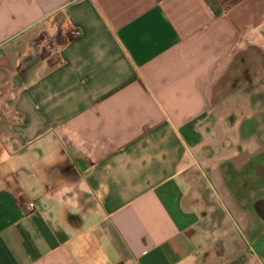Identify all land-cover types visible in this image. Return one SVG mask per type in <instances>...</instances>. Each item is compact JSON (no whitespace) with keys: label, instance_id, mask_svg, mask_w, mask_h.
<instances>
[{"label":"crops","instance_id":"obj_1","mask_svg":"<svg viewBox=\"0 0 264 264\" xmlns=\"http://www.w3.org/2000/svg\"><path fill=\"white\" fill-rule=\"evenodd\" d=\"M257 48L264 0H0V264L242 254L189 158L217 73Z\"/></svg>","mask_w":264,"mask_h":264},{"label":"rangeland","instance_id":"obj_2","mask_svg":"<svg viewBox=\"0 0 264 264\" xmlns=\"http://www.w3.org/2000/svg\"><path fill=\"white\" fill-rule=\"evenodd\" d=\"M260 48L255 51L240 52L217 73L209 88V107L205 121L206 137L198 152L190 153L189 158L192 163L191 171L195 170L198 173L199 182H202L201 184L206 186L210 193V200L216 204H223L224 209L230 213L242 241L247 237L245 228L248 220L244 212L238 211L235 204L226 196V190L221 182L220 164L228 160L240 166L250 158L249 152L254 151L257 142L251 139L244 143L239 137L241 125L250 116L255 113L262 123L259 128H264V49ZM253 82L255 85L251 86L250 83ZM255 93L256 99L251 105L248 97L250 95L251 98ZM238 208L243 207L238 206ZM250 222L254 223L252 217ZM241 244L243 243L235 249L236 253H240L245 248ZM248 256L242 264H264V259L258 254Z\"/></svg>","mask_w":264,"mask_h":264},{"label":"flooded vegetation","instance_id":"obj_3","mask_svg":"<svg viewBox=\"0 0 264 264\" xmlns=\"http://www.w3.org/2000/svg\"><path fill=\"white\" fill-rule=\"evenodd\" d=\"M253 84L255 85L254 82L250 83L251 86ZM256 95L255 93L251 98L249 95L248 102L251 105L255 102ZM260 123V119L254 113L239 129L242 142L246 143L251 139L257 142L254 151L249 152L250 158L240 166L228 160L220 164L221 182L226 190V196L235 204L238 211L244 212V216L248 218H246L248 225L245 228L247 237L243 238L244 252L226 264H242L248 255L251 257L258 254L264 259V128H259ZM238 206L243 208L240 209ZM250 217L254 223H249ZM238 245L239 243L236 244V248Z\"/></svg>","mask_w":264,"mask_h":264},{"label":"built area","instance_id":"obj_4","mask_svg":"<svg viewBox=\"0 0 264 264\" xmlns=\"http://www.w3.org/2000/svg\"><path fill=\"white\" fill-rule=\"evenodd\" d=\"M76 35H78V32H75ZM25 211L27 214H32L36 211V204L32 201L27 202V204L25 205Z\"/></svg>","mask_w":264,"mask_h":264}]
</instances>
